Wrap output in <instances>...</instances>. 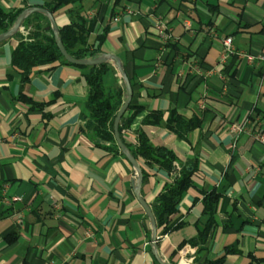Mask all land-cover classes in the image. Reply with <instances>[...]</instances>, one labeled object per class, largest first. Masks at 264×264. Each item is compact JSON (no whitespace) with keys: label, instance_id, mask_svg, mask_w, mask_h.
Listing matches in <instances>:
<instances>
[{"label":"crops","instance_id":"obj_1","mask_svg":"<svg viewBox=\"0 0 264 264\" xmlns=\"http://www.w3.org/2000/svg\"><path fill=\"white\" fill-rule=\"evenodd\" d=\"M53 1L0 0V8ZM53 16L59 29L83 17L94 24L90 49L105 35L101 53L119 58L130 105L142 108L124 142L136 146L144 135L175 155L170 176L138 160L152 211L185 166L193 185L169 220L175 229L163 234L157 225L154 247L135 168L87 129L88 70L43 66L23 82L13 66L21 30L0 43V264H207L229 248L237 253L226 264H264V0H71ZM112 68L106 90L124 89ZM172 113L195 128L180 136L167 127ZM154 114L163 121L148 123ZM243 123L247 130L235 134ZM13 197L20 201L6 203Z\"/></svg>","mask_w":264,"mask_h":264},{"label":"trees","instance_id":"obj_2","mask_svg":"<svg viewBox=\"0 0 264 264\" xmlns=\"http://www.w3.org/2000/svg\"><path fill=\"white\" fill-rule=\"evenodd\" d=\"M69 4H71V0H54L52 3L42 7L53 14L61 7ZM23 11L24 10H19L13 13H7L0 8V34L9 30ZM41 21H44L46 24ZM23 25H27L26 29L31 28L32 32L28 38L20 35V43L13 55V66L22 75L23 82H28L33 70L39 67L54 66L56 64L75 66L64 59L56 44L55 37L52 34L50 22L45 16L34 14L30 16ZM86 25V19L82 17L78 18V21H73L71 24L59 29V35L67 53L76 60L94 59L101 54V46L104 42L105 35L98 38L97 41L99 45L96 49H90L88 37L94 29V24L87 27ZM81 68L88 70L86 79L90 87V94L86 103V108L90 114L89 121L87 122V129L94 131L99 138L107 140L115 145L114 121L123 105L124 89L116 86L109 91L106 90L104 79L113 71L110 65L102 64ZM141 110L142 108L140 107L130 105L127 112L133 111V113L129 117L124 115L119 127L121 139L137 161L144 160L147 165L151 167L152 165H156L170 176L177 162L173 152L165 148L154 147L144 135L141 136L136 146L124 142L123 134L130 128L134 117L140 113ZM162 121V115L154 114L149 117L147 122L161 123ZM166 124L167 127L180 136L195 128L192 123L184 122L174 113L171 114ZM115 147H117V145H115ZM192 175L193 172L188 166L183 167L180 176L165 187V190L159 195L153 205V212L158 228L164 229L163 234H167L172 229H175L169 220L176 214L184 194L193 185ZM218 198L219 197L214 194L209 196L206 204L208 212H214V206ZM208 230L209 229L204 232L203 237H199V240L194 241L192 245L198 246L199 242H204L207 238ZM235 253H237L235 248H229L226 250L223 257L215 261H210L207 264H226L227 257ZM257 261L264 263V259H257Z\"/></svg>","mask_w":264,"mask_h":264},{"label":"water","instance_id":"obj_3","mask_svg":"<svg viewBox=\"0 0 264 264\" xmlns=\"http://www.w3.org/2000/svg\"><path fill=\"white\" fill-rule=\"evenodd\" d=\"M34 14H41L45 16L51 25V31L53 36L55 37L56 44L63 55L64 59L75 66H81V67H90V66H98L102 64H107L112 67H114L117 72L119 73V76L122 78L123 81V87H124V98H123V105L121 109L119 110L115 121H114V136L116 140V144L118 148L120 149L121 153L124 155V157L133 165L136 171V178H135V183H134V190H135V195L140 202L141 206L143 209L146 211L148 217L151 220V225L153 229V246L156 247L157 245V240H158V235H157V222L156 218L154 216V213L152 209L149 207V205L143 200L141 197V188L143 184V172L141 167L139 166L138 161L133 157L131 152L127 149L125 144L123 143L120 133H119V127L121 124V120L128 111L131 100L133 97V89L130 83L129 78L127 77V74L119 60V58L115 55L112 54H105L101 53L97 58L94 59H84V60H76L72 58L66 51L62 39L59 35V28L57 26V23L55 21V18L51 12L44 8L40 7H33L24 10L17 18L16 22L14 25L5 33L0 34V43H3L7 40H10L13 36H16L20 33L24 22L32 15ZM163 264V263H162Z\"/></svg>","mask_w":264,"mask_h":264},{"label":"built area","instance_id":"obj_4","mask_svg":"<svg viewBox=\"0 0 264 264\" xmlns=\"http://www.w3.org/2000/svg\"><path fill=\"white\" fill-rule=\"evenodd\" d=\"M157 29H158V32H159V35L161 36L162 39L164 40H167L168 36H167V29L168 27L164 24V23H159L157 25ZM22 31V35L25 37V38H28L29 35H31V32H32V29L29 28V29H21ZM232 53V39H226L224 41V54H223V60H226L229 58V56L231 55ZM247 127H248V123H243V124H235L232 126V131L235 133V134H240L244 131L247 130ZM261 141H263L264 139L263 138H260ZM11 201H14V202H17V201H20V198L18 197H13L12 200L8 201L6 200V203H9ZM91 235V234H89ZM182 253H184V250L182 251Z\"/></svg>","mask_w":264,"mask_h":264}]
</instances>
